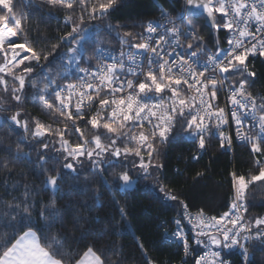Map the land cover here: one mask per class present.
I'll return each mask as SVG.
<instances>
[{"label": "snow or ice", "instance_id": "6c2138e0", "mask_svg": "<svg viewBox=\"0 0 264 264\" xmlns=\"http://www.w3.org/2000/svg\"><path fill=\"white\" fill-rule=\"evenodd\" d=\"M116 2L117 0H97L88 6L86 0H79V24L72 21L71 13L66 17L65 22L72 26V32L62 39L72 47L69 53L62 57L54 56L53 61L48 63L62 59L66 62V67L77 65L73 71L80 74L78 85L58 86L55 79L48 75L47 67L40 63L41 54L30 47L26 48L25 44L17 43L15 38L18 31L23 34L22 21L8 15L0 16V55L4 59V63L0 65V73H7L12 81L9 86L4 76L0 75V86L6 93L4 102H14L17 105L15 108H4L3 103H0V110L14 111L15 114L7 118L8 122L17 129L31 132L36 144L40 145L37 156L41 167L47 163V159L62 160V168L75 175L76 166L87 160L91 169L101 175L109 166H121L134 169L139 180L163 169L164 165L156 162L160 155L157 145L167 143L178 124L188 136L198 141L200 149L205 148L206 138L211 139L213 136L219 139L221 148H224L225 145L231 146V137L225 135L224 131L230 119L235 125L237 138L250 143L252 152L264 155V147H261L264 143V96H253L246 89L248 78L256 75L254 71H249V56L264 57V0H186L185 12L181 13V16L186 18L194 14L206 15L208 25L227 31V48H221L217 43L216 51L210 53L203 38L197 35L191 24L185 32L175 26L167 12L162 11L161 19L166 23L161 24L159 20L149 22L146 34L136 33L133 37L141 42L129 44V51L121 50L118 56L110 57L111 63L88 69L79 68V60L87 59L85 45L90 40V29L84 25V15L90 19L103 18ZM48 3L54 7L74 10L77 0H48ZM0 5L9 13L12 12L10 0H0ZM158 27L163 30L159 34ZM112 28V25H108L106 30L110 32ZM128 36L133 34L125 33V37ZM180 36L191 42L181 45ZM118 38L122 45L128 44L124 37ZM8 50H11V56ZM105 51L97 49V58L107 61L109 56L105 55ZM24 52L30 55H22ZM49 55L52 53L44 54V61H48ZM201 55L207 56L208 59L201 62ZM33 61L40 68L37 77L33 76ZM19 65L23 67L19 68L17 74L13 70ZM237 74L242 79L236 81L230 78L231 75ZM129 75L140 79L134 82L127 78ZM26 80L28 87L35 89L32 101L40 103L54 123H64L63 128L53 127L52 124L43 123L35 117L32 118L33 127L29 128V121L20 119L22 106L29 99L25 92ZM225 92L228 93L227 110L215 102L219 99L218 94L223 95ZM257 111L260 113L258 117ZM23 114L27 116V113ZM248 120L253 123L248 125ZM245 128H248L249 132L254 131L255 135L246 134L243 131ZM82 129H88L91 135H86ZM65 132L76 134L75 144L64 138ZM53 136L59 140V147L55 150L60 152V155L48 157V141ZM33 150L35 151V148ZM15 159L30 160V154L17 151ZM5 167L7 164L0 161V169ZM52 171L55 172L56 169ZM43 174L46 175L45 188L59 191L57 182L63 179L60 173L47 175V170H44ZM232 177L235 189L232 211L221 216L219 221L216 217H204L203 209L192 217L187 211L188 206L178 201L184 209L181 218L194 221L193 227L198 229L194 242L201 245L204 241L199 237L208 236L211 244L217 249L200 255L194 260V264H225L221 252L236 246L241 247L245 262L249 259L247 248L242 243L247 242L249 236H241V232H250V229L240 224L242 217L239 210L243 208L247 211L244 206L247 184L264 180V167H260L258 174L252 175L247 183L244 175L232 173ZM117 181L124 189L137 182L132 180L127 171H123ZM158 191L165 199L178 200L176 195L165 193L163 188ZM17 208L20 206L16 205L7 214L0 213V241H3L0 243V264H66V254L62 249L69 237L61 234V239L52 233V228L57 222L61 227L64 226L63 218L55 209V202L37 212L40 220L44 221L43 229L39 228V221L32 219L33 209L27 199L18 213V222ZM121 213L123 215V210ZM205 219L211 223L205 225ZM225 219L232 228L222 226ZM174 223L177 231L173 236L183 241L187 251L188 243L182 220H176ZM238 224L239 228L236 227ZM262 224L264 218L255 220L258 229L255 237L259 239H264V232L259 231ZM202 225L204 227H201ZM205 227L215 228L220 236H209L204 230ZM25 228L27 230H24ZM8 229L12 231L7 232ZM37 231L40 232L39 235ZM89 257L94 264H105L91 247L77 257L67 256V264H88Z\"/></svg>", "mask_w": 264, "mask_h": 264}, {"label": "trees", "instance_id": "16d2710c", "mask_svg": "<svg viewBox=\"0 0 264 264\" xmlns=\"http://www.w3.org/2000/svg\"><path fill=\"white\" fill-rule=\"evenodd\" d=\"M96 2L97 0H86L88 6ZM10 7L11 13L0 5V16L8 15L22 21L23 34L18 31L17 43L25 44L26 48L30 47L41 54L40 63L47 67L48 75L55 79L58 86L76 80L74 68L66 67L64 60L56 59L52 64L48 62L53 61L54 56L62 57L69 53L72 47L62 39L72 32V26L64 25L63 21L71 13L72 21L79 24V0L74 4V10L54 7L48 0H10ZM185 7L186 0H117L103 18L90 19L85 14L84 25L90 29V40L85 45L87 59L81 58L78 67H94L97 49H127L129 44L139 43V39H133L135 34L144 32L149 22L159 20L162 11L179 20L183 18L181 13L185 12ZM216 15L219 20V14ZM188 23L203 38L210 52L216 51L217 43L221 48L227 47L225 41L228 33L223 28H208L204 18L188 19ZM108 25L113 26L110 32L106 30ZM123 25L127 27H122ZM129 32L133 36L125 37V33ZM118 36L124 37L128 44L122 45ZM189 42L191 41L187 43ZM49 52L52 55L48 56V61H44V54ZM8 54L11 55V50H8ZM3 63V56L0 55V65ZM247 63L249 71L256 73L255 77L248 78L247 91L256 97L264 96V57ZM32 64L35 68L33 76L37 77L40 68L35 61ZM20 67L23 65L13 71L19 74ZM62 73L67 75H60ZM0 75L4 76L9 86L12 85L11 77L7 73ZM230 78L236 81L242 79L238 74L231 75ZM16 86L18 87V83ZM25 92L29 99L22 107L27 116L22 113L20 119H27L29 128L33 127V117L43 123L52 124L53 127H64V123H54L40 103L32 101L35 89L28 87L27 80ZM4 98L6 93L0 86V103H3L4 108L17 107L14 102H4ZM14 114V111L0 110V161L7 164V167L0 169V213L7 214L16 205L23 208L24 200L27 199L33 209L32 219L39 221V228L43 229L44 221L40 220L37 212L54 201L64 226L61 227L57 222L52 233L61 239V234L69 237L62 249L66 254V264L67 256L82 255L88 247L93 248L105 264H185L182 248L167 244L163 233V223L169 222L172 217H181L183 213L178 201L186 204L190 212L198 213L203 209V213L220 217L229 211L235 199L232 173L244 175L247 183L252 175L258 174L260 167H264V155L252 152L251 146H235L231 153L221 148L215 136L206 138L203 154L194 161L191 137L178 124L169 141L157 145L160 155L156 162L164 167L150 176L137 180L134 169L121 166H109L101 175L91 169L87 160L76 166L77 174L74 175L62 168V160L47 159V163L41 167L37 156L40 145L36 144L31 132L17 129L8 122L7 118ZM82 130L86 135H91L88 129ZM64 138L72 144L76 143L74 132H65ZM48 142V157L59 156L60 152L55 150L59 147L58 138L53 136ZM261 147H264V143ZM17 151L28 152L30 160L15 159ZM53 169L56 171H52ZM44 170H47V175H56L59 172L63 177L57 182L59 191L45 188ZM123 171H127L137 181L134 188L120 187L117 177ZM160 188L165 193L176 195L178 200L165 199L158 191ZM244 203L255 238L250 246L252 257L248 264H264V239L255 237L258 231L255 220L264 218V180L247 184ZM20 208L16 209L17 222ZM51 219L49 215V222ZM259 231L264 232V224L259 226ZM39 234L37 231V235ZM242 243L247 248L248 243ZM224 255L232 264H244L241 247Z\"/></svg>", "mask_w": 264, "mask_h": 264}, {"label": "built area", "instance_id": "2783aa9c", "mask_svg": "<svg viewBox=\"0 0 264 264\" xmlns=\"http://www.w3.org/2000/svg\"><path fill=\"white\" fill-rule=\"evenodd\" d=\"M217 7H218V5H217ZM171 19L175 22V26L176 27H179V28L183 29L185 32H187L188 25H189V23H188V17H186V18L183 17V18H181L179 20L171 17ZM159 21H160L161 24H165L166 23V21L163 20V19H161V17L159 18ZM63 24L64 25H67L68 23H66L65 20H64L63 21ZM167 26L168 27H172L173 25H167ZM162 31L163 30L161 28H159V27L157 28V34L161 33ZM142 33H145L146 34V30L144 32H142ZM153 35H156V34H153ZM187 42H188V40H186L184 36H180L179 37V43L181 45H185ZM227 47H228V45H227ZM121 50L127 52V51H129V48H127V49L112 50V51L106 50L105 51V55H108L109 56V59L107 61L104 60L103 58L98 59L97 58V55L95 54V60H96V62H95L94 67H99V66L103 65L104 63H111L110 57H112V56H118L119 53L121 52ZM132 51H138V50L132 49ZM11 55H12V53H11ZM22 55H30V53L24 52V53H22ZM259 58H262V57L259 56V55L255 56V57L249 56L248 61L256 62ZM185 59H187V57H185ZM199 59H200L201 62H205L208 59V57L205 56V55H201L199 57ZM153 67H155V65H153ZM88 68H90V67H87V66L86 67H83V69H88ZM146 70H147V63L145 61V71ZM79 75H80L79 73H76V80L69 81L66 84H77L78 85L80 83V80L78 79V76ZM127 78L128 79H132L134 82L137 79H140V77L131 76V75H129ZM66 84H64V85H66ZM218 96H219V99L217 101H215V102L218 103L220 107H224L227 110V107H228V103H227L228 93L225 92L223 95L218 94ZM259 115H260V113H259V111H257V117ZM247 123H248V125H251L253 123V121L252 120H248ZM224 131H225V135L231 137V146L229 147V146L225 145V147L223 148L224 150H227V151L233 153L235 146H243V147L251 146L250 143H248L246 141H242V140H240V139L237 138L236 131H235V125L232 123L231 119H230L229 125L225 126ZM243 131L246 134H250V135H253V136L255 135V132L254 131L249 132V129L248 128L243 129ZM191 140H192V147H191V149L194 152L193 153L194 161H197L200 158V156L203 154V149H200L199 148L198 141L197 140L193 139L192 137H191ZM218 141H219V139H218ZM219 143H220V141H219ZM244 206L246 207L245 203H244ZM183 211H184V209H182V212ZM187 211H188V213L192 217H195L197 215V213L190 212L188 209H187ZM230 211H232L231 210V207H230V209H229V211L227 213H229ZM239 215L242 217V219L240 221V224H244V225H246L247 229H250V232L247 231V230L241 232V236H245V235H248L249 236V239L246 242V243H248V245H247V252H248V256H249V259H248L247 262H245L244 257H243V254H242V258H243L242 260H243L244 264H248L249 260L252 257L251 250H250V246L253 243V241H254L255 238L253 237L252 229H251L249 220L247 218L246 211H244L243 208H241L239 210ZM203 216L204 217H213V216H210V215H208L206 213H203ZM234 216H235V213L233 214V218H234ZM220 217H216L217 218V221H219V218ZM176 220H182L183 232L185 233V236L187 238V243H188V250L187 251L185 250L183 241L179 237H174L173 236V233H175L177 231L176 224L174 223V221H176ZM194 223H195L194 221L190 222L187 218H183L182 219L181 217H172L169 222L163 223V228H164L163 233H164V240H165V242L167 244L174 245V246L176 245V246H179V247L182 248V250H183V258H184V263L185 264H194V260L197 257H199L200 255H204L206 253H209L210 251L217 250L216 249V246H214V245L211 244L208 236H200L199 237L200 240L204 241V243L201 244V245H197L194 242L195 239L197 238L196 237V232L198 231V229H194V227H193V224ZM209 223H211L209 220H207V219L204 220V224L205 225H207ZM240 224H238L236 227L239 228L240 227ZM222 226L227 227V228H232L233 227L230 223H228V220L227 219H225L223 221ZM201 227H204V226L202 225ZM204 230L206 232H208L209 236H211V235H215L217 237L220 236V233L217 232L215 228H207V227H205ZM237 247L238 246L233 247L230 250L224 249L221 252V255H222V257H223V259L225 261V264H232V262H231V260L229 258H227L224 255V252L234 251ZM209 259H211V257Z\"/></svg>", "mask_w": 264, "mask_h": 264}, {"label": "water", "instance_id": "95a60500", "mask_svg": "<svg viewBox=\"0 0 264 264\" xmlns=\"http://www.w3.org/2000/svg\"><path fill=\"white\" fill-rule=\"evenodd\" d=\"M185 8H186V7H185ZM196 12L198 13L199 10H196ZM187 17H189L190 19L204 18V20H205V25H206L208 28L212 29V30L214 29L212 26L208 25L206 15H202V14H194V15H190V16H187Z\"/></svg>", "mask_w": 264, "mask_h": 264}, {"label": "rangeland", "instance_id": "374dc122", "mask_svg": "<svg viewBox=\"0 0 264 264\" xmlns=\"http://www.w3.org/2000/svg\"><path fill=\"white\" fill-rule=\"evenodd\" d=\"M17 38V37H16ZM17 51L19 52L20 50L19 49H17ZM77 67V65H72V68H76ZM132 180H134V181H136L135 179H132ZM136 186V183H134L131 187H129V188H126V189H132V188H134ZM124 189V188H123ZM53 191V190H52ZM239 247V246H238ZM237 247V248H238ZM236 248V249H237ZM231 252V251H230ZM224 253H229V252H224Z\"/></svg>", "mask_w": 264, "mask_h": 264}, {"label": "crops", "instance_id": "0c3cea01", "mask_svg": "<svg viewBox=\"0 0 264 264\" xmlns=\"http://www.w3.org/2000/svg\"><path fill=\"white\" fill-rule=\"evenodd\" d=\"M88 264H94V261H92V258L91 257L88 258Z\"/></svg>", "mask_w": 264, "mask_h": 264}]
</instances>
